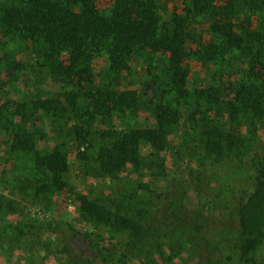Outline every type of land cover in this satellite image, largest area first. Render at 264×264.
<instances>
[{"label": "rangeland", "instance_id": "1", "mask_svg": "<svg viewBox=\"0 0 264 264\" xmlns=\"http://www.w3.org/2000/svg\"><path fill=\"white\" fill-rule=\"evenodd\" d=\"M13 1L0 0V15ZM262 2L246 0L237 7L235 21L239 26L244 24L239 31L243 36L244 29L264 33V4L257 5ZM224 3L225 0L216 1V5ZM98 4L104 13H109L114 0H100ZM156 4L162 24L170 29L176 24V16H187L188 8H193L192 0H157ZM72 7L82 11L83 4ZM193 10L189 16L192 23L185 31L187 43L181 63L170 59V46L165 51L136 49L130 68L114 73L104 49L91 60L93 84L83 85L77 84V76L69 74L70 62L65 53L49 56L50 48L44 42L30 41L18 34L5 35L0 28L3 116L12 118L21 109L25 113L24 126L35 133L41 153L57 147L65 151L70 185L47 196L37 194L44 171L36 167L31 154L10 148L8 127L0 119V264H76L75 253L79 263L84 264L89 253L72 239L68 224L90 234L94 241L117 246L123 232L89 218L79 194L106 203L114 211L151 219L165 210L170 192L173 200L202 213L198 229L169 226L160 231L164 235L151 240L125 264H213L221 259L216 244L221 238L237 235L233 220L241 193L264 163V114L243 110L231 113L230 88L224 84H260L249 75L251 57L243 49L224 47L223 39L211 32L214 8ZM253 45L262 46L257 42ZM214 48L217 52L207 60L206 54ZM178 64L188 70L187 98L179 96L171 80V67ZM206 86L222 89L220 103L209 105L194 99V92ZM98 90H116L120 94L121 105L110 115L81 117L70 109L60 110L59 117H54L52 112L33 108L37 99L63 102L65 95L78 91L83 93L78 96V105L92 106L87 94ZM131 91L136 94L129 103ZM162 103H170L182 113L181 120L169 129L166 150H155L144 141L140 165L130 163L113 175L104 174L96 157L100 147L109 145L118 133L156 126L158 105ZM203 118L217 122L232 138L223 158L207 152ZM14 119L19 123L22 116ZM78 130L87 132V137L81 138ZM198 177L199 182L192 181ZM60 222V230L42 229L46 223Z\"/></svg>", "mask_w": 264, "mask_h": 264}, {"label": "trees", "instance_id": "2", "mask_svg": "<svg viewBox=\"0 0 264 264\" xmlns=\"http://www.w3.org/2000/svg\"><path fill=\"white\" fill-rule=\"evenodd\" d=\"M100 0H14L10 6H5L0 15V28L5 35L18 34L30 41H42L50 48V55H64L69 60V74L77 76L79 85L83 82L93 84L91 73V60L98 53L107 50L110 59V69L120 73L129 69V61L136 49H149L165 51L170 46V59L182 62L185 52V31L189 29L190 15L193 8L203 11L209 6L214 8L213 22L210 25L212 33L219 35L226 43V48L243 49L251 58L250 76L256 78V83L241 82L240 84L228 81L224 84L230 89L229 105L231 113L238 110L254 111L264 114V33L261 31H243L236 23L237 7L246 0H225L224 4L216 5L217 0H192L193 8H188L189 15H178L175 26L170 29L162 24L161 16L156 8L157 0H114L109 13H104ZM249 1V0H248ZM261 4H264V0ZM83 4L82 11H75L72 5ZM189 17V18H188ZM254 42L262 46L253 45ZM210 52V51H209ZM211 49L206 55L211 60L216 53ZM204 59V57H202ZM62 63H59V66ZM260 70L257 72L255 68ZM13 69L16 67L13 66ZM171 80L177 93L183 98L190 96L187 88L188 70L179 64L171 67ZM222 89L218 86H206L197 89L193 97L198 101L210 104L221 102ZM129 103L135 100V92H128ZM81 91L65 95V100L60 102L55 99H37L33 101V108L52 112L54 117H59L58 111L76 110L81 117L89 115L95 118L97 114L110 115L114 109L121 105L120 94L116 90L90 91L88 98L92 106L78 105V96ZM235 101V102H234ZM70 106L71 108H68ZM22 116L17 123L15 116ZM25 113L20 109L12 118L3 116L0 109V119L7 125L10 135V148L31 154L37 168L43 170L44 177L38 184L37 194L46 195L49 192L67 189L70 185L67 180L69 168L65 151L59 147L48 153H41L37 148V138L34 132L24 126ZM182 113L170 103L158 105L156 126L147 128H132L126 132L118 133L114 140L101 146L97 152V162L100 170L106 175L124 169L130 163L140 165V146L144 141L150 142L153 149L164 151L167 148V135L172 124L181 120ZM205 130V147L209 154H214L218 159L226 154V145L231 141L223 128L213 120L203 118ZM77 128L80 129L79 126ZM83 130H85L82 127ZM81 138L87 137V132L79 131ZM63 145V144H62ZM192 178V181H198ZM167 193L168 202L163 212L153 214L152 218H136L134 214L114 211L106 203L98 202L86 195L79 194L82 209L86 210L89 218L111 224L124 237L118 244L110 242L101 244L94 241L90 234L83 233L68 224L72 239L78 246L87 249L89 256L84 264H125L140 253L151 240L164 235L160 231L168 230L169 226L178 228L189 226L198 229L203 222V215L193 211L183 204L173 200L174 196ZM45 196V197H46ZM144 216V215H142ZM234 227L237 235L230 239L218 240L217 251L221 256L213 264H264V163L250 180V186L242 191L237 214L234 217ZM62 223H46L43 230L57 231L62 229ZM151 241V242H150ZM160 243V242H158ZM70 250V248L68 247ZM86 253V252H85ZM76 264L78 254L74 255Z\"/></svg>", "mask_w": 264, "mask_h": 264}, {"label": "built area", "instance_id": "3", "mask_svg": "<svg viewBox=\"0 0 264 264\" xmlns=\"http://www.w3.org/2000/svg\"><path fill=\"white\" fill-rule=\"evenodd\" d=\"M70 206H72V204H70Z\"/></svg>", "mask_w": 264, "mask_h": 264}]
</instances>
